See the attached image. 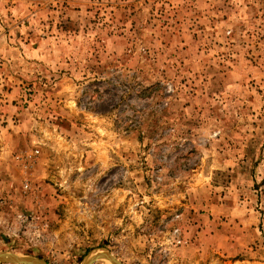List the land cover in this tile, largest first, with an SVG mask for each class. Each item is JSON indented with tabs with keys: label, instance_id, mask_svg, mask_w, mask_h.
Masks as SVG:
<instances>
[{
	"label": "rangeland",
	"instance_id": "374dc122",
	"mask_svg": "<svg viewBox=\"0 0 264 264\" xmlns=\"http://www.w3.org/2000/svg\"><path fill=\"white\" fill-rule=\"evenodd\" d=\"M0 252L264 264V0H0Z\"/></svg>",
	"mask_w": 264,
	"mask_h": 264
},
{
	"label": "water",
	"instance_id": "95a60500",
	"mask_svg": "<svg viewBox=\"0 0 264 264\" xmlns=\"http://www.w3.org/2000/svg\"><path fill=\"white\" fill-rule=\"evenodd\" d=\"M98 259L109 260L112 264H119L108 253H99L90 256L83 264H91ZM0 262L8 264H47L39 258L17 255L10 252H0Z\"/></svg>",
	"mask_w": 264,
	"mask_h": 264
}]
</instances>
